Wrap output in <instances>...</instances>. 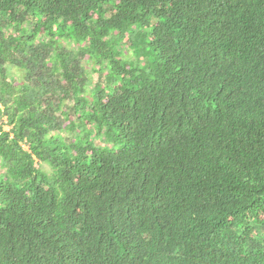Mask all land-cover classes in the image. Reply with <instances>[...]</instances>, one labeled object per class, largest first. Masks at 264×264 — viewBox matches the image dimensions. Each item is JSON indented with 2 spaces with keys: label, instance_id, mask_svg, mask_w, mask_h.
Instances as JSON below:
<instances>
[{
  "label": "trees",
  "instance_id": "trees-1",
  "mask_svg": "<svg viewBox=\"0 0 264 264\" xmlns=\"http://www.w3.org/2000/svg\"><path fill=\"white\" fill-rule=\"evenodd\" d=\"M0 264H264V0H0Z\"/></svg>",
  "mask_w": 264,
  "mask_h": 264
},
{
  "label": "rangeland",
  "instance_id": "rangeland-1",
  "mask_svg": "<svg viewBox=\"0 0 264 264\" xmlns=\"http://www.w3.org/2000/svg\"><path fill=\"white\" fill-rule=\"evenodd\" d=\"M12 72H13V75H19V76L22 75L21 71L17 70L16 68H15V69L13 68V69H12ZM92 74H94V72H93ZM6 128H7V127H6Z\"/></svg>",
  "mask_w": 264,
  "mask_h": 264
}]
</instances>
